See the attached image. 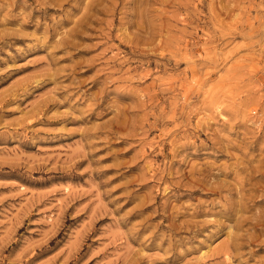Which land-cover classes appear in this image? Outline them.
<instances>
[{"label": "rangeland", "instance_id": "374dc122", "mask_svg": "<svg viewBox=\"0 0 264 264\" xmlns=\"http://www.w3.org/2000/svg\"><path fill=\"white\" fill-rule=\"evenodd\" d=\"M0 264H264V0H0Z\"/></svg>", "mask_w": 264, "mask_h": 264}]
</instances>
